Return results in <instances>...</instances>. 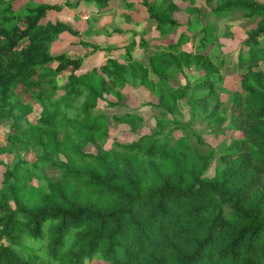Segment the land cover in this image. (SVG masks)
Here are the masks:
<instances>
[{
	"label": "trees",
	"instance_id": "obj_1",
	"mask_svg": "<svg viewBox=\"0 0 264 264\" xmlns=\"http://www.w3.org/2000/svg\"><path fill=\"white\" fill-rule=\"evenodd\" d=\"M110 2L93 1L101 10ZM140 2L159 37L183 26L176 14L184 10L176 0ZM63 9L38 4L16 14L13 1L0 0V120L11 122L9 145L37 157L31 163L18 154L12 169L6 167L0 264H264V0H219L211 10L260 18L239 53L237 64L246 72L225 113L221 101L210 109L223 66L212 56L218 41L213 25L202 28L191 50L184 48L188 32L176 43L156 45L149 66L137 59L138 51L147 55L151 48L142 36L122 57L113 56L116 48L87 43L107 59L78 75L81 58L51 49L60 35L82 33L63 20L42 23ZM15 20L24 27L8 28ZM193 65L202 71L199 78L172 83ZM64 72L71 73L63 85ZM129 84L157 95L158 130L107 148L110 122L94 109L102 99L122 104ZM182 100L191 105L187 123L175 118ZM36 105L42 112L33 123L29 115ZM197 114L217 122L211 134L229 133L231 140L200 151L199 143H208L188 134ZM119 120L134 132L139 128L137 114ZM91 144L95 152L86 151ZM49 166L63 178L49 177Z\"/></svg>",
	"mask_w": 264,
	"mask_h": 264
},
{
	"label": "rangeland",
	"instance_id": "obj_2",
	"mask_svg": "<svg viewBox=\"0 0 264 264\" xmlns=\"http://www.w3.org/2000/svg\"><path fill=\"white\" fill-rule=\"evenodd\" d=\"M13 1V11L16 14L25 12L29 7L38 4H57L64 5L61 12H51L42 20L43 24L63 20L75 29L79 30L82 35L73 36L69 33H64L58 38H55L52 43V53L55 55L65 53L72 57H79L83 63L81 69L76 73L78 75L85 74L94 67H100L107 59L105 51L93 52V45L96 44L101 48H116L114 49V57H122L125 53V47L134 40H139L142 36L145 38L151 48L147 55L137 54L139 61L145 62L149 66V57L154 52L157 42L162 44L176 43L183 32L189 33V41L184 45L186 50H191L199 44L202 37V28L207 24H211L217 28L218 41L212 51V56H218L219 62L223 63L221 67L222 79L216 85L217 96L212 99L210 109L215 107L218 101L222 102L223 107L220 109L222 113L226 111V105L230 93L240 91L241 80L245 69L240 68L237 64L238 56L243 48L244 41L247 37V32L254 28L259 17L248 18L242 16L240 12H232L229 15H213L211 10L217 6L219 0H176L182 10L193 11L191 16L186 15L183 11L177 14L178 19L183 26L177 28L172 34L159 39L151 37V31L154 29L152 21L148 20L146 9L142 6L140 0H129L136 4L135 9H128L125 6L124 0H111L109 7L101 10L97 8L94 0H11ZM160 0H150L151 3H157ZM22 26L24 24L18 20L13 21L8 25V28L14 26ZM98 30L96 34L87 35V31ZM122 31V33L118 32ZM146 32V33H145ZM145 33V34H144ZM158 35V33L156 32ZM159 36V35H158ZM264 68V63L261 66ZM71 72H64L60 76V83L65 84ZM202 75V71L196 66L186 68L184 73H177L172 79L174 85L185 83L188 80H195ZM151 77L156 79L151 73ZM123 103L110 106L107 101L102 99L97 103L94 109L95 114H104L110 122V131L107 138L106 147H110L114 142L131 143L138 138L139 135L150 133L151 130H158V119L160 110L155 106L158 102L156 94L152 93L145 86H134L129 84L124 89ZM111 99H114L111 97ZM190 103L187 100L180 101L179 108L176 111L175 118L181 122L190 121ZM42 108L39 105L34 107L33 112L29 115L30 121L36 123L41 117ZM137 114L140 118L139 128L136 132L132 130V126L128 123L119 120L126 114ZM10 121L6 119L0 120V188L4 185V173L6 167L12 169L17 162L18 154L31 163L36 161L37 157L31 150H24L21 147H12L9 145L7 136L10 132ZM217 122H210L200 114L195 115L191 120V128L188 134L195 141L196 136L206 141V144L199 143V149L202 152H209L212 148L218 149L224 139L228 142L231 140L230 134L214 136L211 130L216 126ZM240 134L237 133L236 137ZM97 148L94 145H89L86 151L95 152ZM219 163L216 159L213 168L208 175L215 174V167ZM45 173L56 180L62 179V172L48 167ZM33 185L38 184V179L35 177L32 181Z\"/></svg>",
	"mask_w": 264,
	"mask_h": 264
},
{
	"label": "crops",
	"instance_id": "obj_3",
	"mask_svg": "<svg viewBox=\"0 0 264 264\" xmlns=\"http://www.w3.org/2000/svg\"><path fill=\"white\" fill-rule=\"evenodd\" d=\"M181 12H182V11H181ZM181 12H178V13L181 14ZM178 13H177V14H178ZM183 13L186 14V12H184V11H183ZM177 14H176V18L178 19ZM186 15H187V14H186ZM181 23H182V22H181ZM151 37H152V38L159 39V36L156 34V30H155V29H153V30L151 31ZM157 43L160 44L161 42H157Z\"/></svg>",
	"mask_w": 264,
	"mask_h": 264
}]
</instances>
